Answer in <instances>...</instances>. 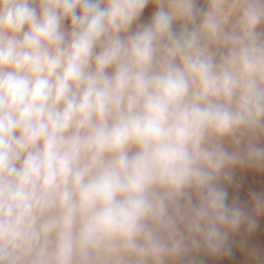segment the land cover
<instances>
[{"label":"clouds","instance_id":"1","mask_svg":"<svg viewBox=\"0 0 264 264\" xmlns=\"http://www.w3.org/2000/svg\"><path fill=\"white\" fill-rule=\"evenodd\" d=\"M237 168L264 172V0H0V264H264Z\"/></svg>","mask_w":264,"mask_h":264},{"label":"rangeland","instance_id":"2","mask_svg":"<svg viewBox=\"0 0 264 264\" xmlns=\"http://www.w3.org/2000/svg\"><path fill=\"white\" fill-rule=\"evenodd\" d=\"M204 5V0H200V6ZM153 11L151 5L145 10V13L142 17V20H147L151 12ZM229 192V200L234 196H238L239 199L243 201H248L250 197L244 196L238 191L236 188L229 186L228 188ZM259 223L260 227L259 229L251 234L250 236L247 237L249 246H257L259 247L262 251H264V216L259 218ZM236 240L240 239V236L237 235L235 237ZM205 264H251L250 261H248L246 255L244 252L241 251L239 247L234 248V254L233 257L228 258H214V257H205Z\"/></svg>","mask_w":264,"mask_h":264},{"label":"crops","instance_id":"3","mask_svg":"<svg viewBox=\"0 0 264 264\" xmlns=\"http://www.w3.org/2000/svg\"><path fill=\"white\" fill-rule=\"evenodd\" d=\"M229 186L250 197L251 191H264V172L237 168L234 170L232 182L226 185L227 188Z\"/></svg>","mask_w":264,"mask_h":264}]
</instances>
